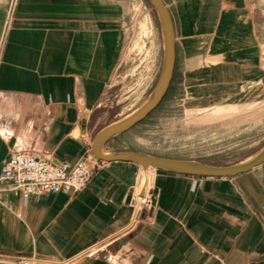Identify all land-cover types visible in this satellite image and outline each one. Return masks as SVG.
<instances>
[{"label":"crops","instance_id":"1","mask_svg":"<svg viewBox=\"0 0 264 264\" xmlns=\"http://www.w3.org/2000/svg\"><path fill=\"white\" fill-rule=\"evenodd\" d=\"M162 1L175 31L172 81L182 72L188 99L199 101L190 110L264 102V45L249 0ZM125 35L119 0H0V174L25 152L71 165L89 156L93 169L77 193L24 199L0 182V264H264V163L222 178L152 171L153 206L125 231L143 168L92 150L101 130L131 115L101 112ZM149 116L104 152L155 156Z\"/></svg>","mask_w":264,"mask_h":264},{"label":"rangeland","instance_id":"2","mask_svg":"<svg viewBox=\"0 0 264 264\" xmlns=\"http://www.w3.org/2000/svg\"><path fill=\"white\" fill-rule=\"evenodd\" d=\"M119 1L124 7L125 47L102 99L101 112L113 111L122 118L136 111L157 85L164 60V38L149 0ZM249 3L264 45V0ZM172 84L147 120L152 125L146 134L152 155L222 167L250 160L264 148V102L248 101L219 112L216 108L190 110L200 105L188 99L182 72L176 73ZM105 117L102 121L110 122Z\"/></svg>","mask_w":264,"mask_h":264},{"label":"water","instance_id":"3","mask_svg":"<svg viewBox=\"0 0 264 264\" xmlns=\"http://www.w3.org/2000/svg\"><path fill=\"white\" fill-rule=\"evenodd\" d=\"M159 17L164 38V60L159 81L145 102L130 116L111 124L101 130L94 139L92 150L101 161H131L138 163L144 170L149 167L162 169L171 173L202 177H234L251 171L264 163V148L252 159L231 166H211L193 160H180L151 156L144 153L124 151L116 154H107L104 149L107 143L115 136L120 135L135 125L144 121L165 98L174 75L176 64V43L173 20L168 8L162 0H149ZM143 188L140 198L145 195Z\"/></svg>","mask_w":264,"mask_h":264},{"label":"built area","instance_id":"4","mask_svg":"<svg viewBox=\"0 0 264 264\" xmlns=\"http://www.w3.org/2000/svg\"><path fill=\"white\" fill-rule=\"evenodd\" d=\"M15 9V3L12 9ZM89 156L79 160L74 165L67 162H56L53 160L41 159L32 153H19L10 158L2 168L0 182L10 183L12 189L21 193L24 199L44 194H58L64 190H71L75 193L84 190L93 175V169L89 163ZM141 201L142 208L136 211L130 224L125 231L129 232L135 226L139 213L145 206L152 207L154 194L151 188L145 192ZM19 264H48L46 260L37 257H19Z\"/></svg>","mask_w":264,"mask_h":264},{"label":"bare ground","instance_id":"5","mask_svg":"<svg viewBox=\"0 0 264 264\" xmlns=\"http://www.w3.org/2000/svg\"><path fill=\"white\" fill-rule=\"evenodd\" d=\"M142 170H143L142 171L143 172V179H142L141 184H140L141 190L138 193L137 199L139 198V195H140V193H141V191H142L143 188L146 189V193L150 189L149 188V184H150V180H151V171H156L157 169L154 168V167H149L147 170H144V169H142ZM142 206L143 205H142V199H141V201H139V202L137 201V203H136V211H138L139 209H141Z\"/></svg>","mask_w":264,"mask_h":264}]
</instances>
